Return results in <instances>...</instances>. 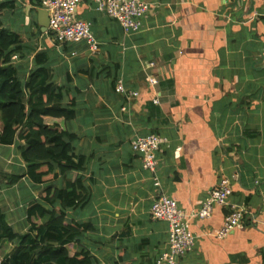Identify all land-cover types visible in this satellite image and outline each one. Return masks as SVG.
Masks as SVG:
<instances>
[{
	"label": "crops",
	"instance_id": "obj_1",
	"mask_svg": "<svg viewBox=\"0 0 264 264\" xmlns=\"http://www.w3.org/2000/svg\"><path fill=\"white\" fill-rule=\"evenodd\" d=\"M144 1L150 11L141 30L126 34L83 0L78 18L92 24L100 45L92 54L86 42L58 46L42 32L44 0H1L6 29L22 40L13 57L20 77L44 68L62 93L57 103L75 111L57 123L76 137L74 162L83 168L35 184L24 176L18 146L0 145V208L23 234L28 210L47 189L81 185L85 203L66 217L90 226L78 250L90 253L91 264H156L169 250L168 224L151 216L158 196L191 214L227 179L229 206L245 210L241 227L213 236L230 207L190 219L196 244L177 264H264V0ZM121 80L139 93L129 103L116 93ZM148 135L167 140L156 174L132 146ZM11 175L24 177L11 186L4 181Z\"/></svg>",
	"mask_w": 264,
	"mask_h": 264
},
{
	"label": "trees",
	"instance_id": "obj_2",
	"mask_svg": "<svg viewBox=\"0 0 264 264\" xmlns=\"http://www.w3.org/2000/svg\"><path fill=\"white\" fill-rule=\"evenodd\" d=\"M3 6L0 3V12ZM22 51L20 36L6 29L0 14V145H17L26 165L24 176L44 184L58 177L57 170L64 175L83 168L74 162L76 137L57 123L72 120L75 111L57 103L62 93L49 82L44 68L32 69L24 80L20 77L13 57ZM24 176L11 175L4 181L12 186ZM82 190L81 185L71 191L47 189L41 202L28 210L30 226L23 234L9 225L0 208V247L8 248L4 257L0 250V264H91L90 253L78 250L90 226L70 223L66 217L67 209L84 205Z\"/></svg>",
	"mask_w": 264,
	"mask_h": 264
},
{
	"label": "built area",
	"instance_id": "obj_3",
	"mask_svg": "<svg viewBox=\"0 0 264 264\" xmlns=\"http://www.w3.org/2000/svg\"><path fill=\"white\" fill-rule=\"evenodd\" d=\"M83 0H44L43 9L49 15L48 35L58 46L86 42L92 54H97L100 45L93 33L92 24L80 20L77 12ZM96 10L117 21L126 34L138 33L142 20L149 13L150 6L144 0H93ZM151 86H157L156 78L149 79ZM116 93L125 96L127 103L139 96L138 92L128 91L123 81H118ZM155 103H158L156 100ZM128 107L123 108L127 112ZM167 144V140L158 135L137 136L132 140L134 150L141 156L143 168L156 174L157 155ZM155 187L160 181L155 179ZM233 189L229 180L224 179L212 192L210 198L197 212L187 214L179 205L165 195H160L151 208L154 220L166 222L169 226V250L161 255L156 264H177L193 251L196 237L190 230V219L206 220L212 216L215 207H230L222 228L213 236L224 239L235 229L240 228L245 210L229 206Z\"/></svg>",
	"mask_w": 264,
	"mask_h": 264
},
{
	"label": "water",
	"instance_id": "obj_4",
	"mask_svg": "<svg viewBox=\"0 0 264 264\" xmlns=\"http://www.w3.org/2000/svg\"><path fill=\"white\" fill-rule=\"evenodd\" d=\"M39 26L43 33H46L49 27V15L45 10L39 11Z\"/></svg>",
	"mask_w": 264,
	"mask_h": 264
},
{
	"label": "rangeland",
	"instance_id": "obj_5",
	"mask_svg": "<svg viewBox=\"0 0 264 264\" xmlns=\"http://www.w3.org/2000/svg\"><path fill=\"white\" fill-rule=\"evenodd\" d=\"M0 250H1V254H2V257H4V255H5V253H6V251L8 250V248H6V247H0Z\"/></svg>",
	"mask_w": 264,
	"mask_h": 264
}]
</instances>
